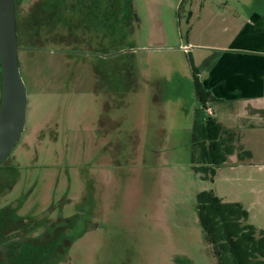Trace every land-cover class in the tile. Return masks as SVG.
<instances>
[{"label": "rangeland", "instance_id": "1", "mask_svg": "<svg viewBox=\"0 0 264 264\" xmlns=\"http://www.w3.org/2000/svg\"><path fill=\"white\" fill-rule=\"evenodd\" d=\"M33 1H25L22 11ZM131 2L139 20L131 14L128 22H112L108 53L68 54L64 42L48 45L62 52L34 49L20 57L29 100L24 133L32 141L42 130L47 133L35 164L54 154L55 168L78 162L81 176L93 181H76L69 196L78 197L81 190L96 194L93 216L79 228L84 233L58 264H215L199 223L197 193L213 189L225 201L242 203L248 221L264 228V170L253 164L264 161V145L261 134L245 135L256 151L252 165L235 166L231 159L217 168L213 181L192 168L199 102L188 53L206 69V61L236 32L235 24L264 13V0ZM95 66L110 71V90ZM232 105L226 104L228 111ZM17 148L13 151L25 164L29 156ZM51 173L52 168L31 171L24 206L34 215L52 196H64L65 181L55 187ZM22 189L17 184L10 199Z\"/></svg>", "mask_w": 264, "mask_h": 264}, {"label": "flooded vegetation", "instance_id": "2", "mask_svg": "<svg viewBox=\"0 0 264 264\" xmlns=\"http://www.w3.org/2000/svg\"><path fill=\"white\" fill-rule=\"evenodd\" d=\"M25 1L29 0H15L20 70L24 55L27 56L34 49L64 51L62 47L56 49V47L48 46L50 44L59 45L65 42L68 50L65 53L68 54H78L79 51L80 54L90 56L97 53H108L107 50L104 52V49H107L105 40L109 36L112 22L125 23L133 17L139 20L137 14L133 12L131 0H34L28 10L22 11V4ZM131 14L134 16L130 17ZM96 31L99 32L98 35ZM85 61L88 63L90 60L86 57ZM94 70L103 85L110 90L109 85H112L108 77L110 71L102 70L98 66H95ZM1 96L0 62V105ZM100 125H103L101 129L105 131L104 123ZM25 133L23 131L14 148L18 147V151L24 150L28 154L29 158L24 160L26 163L19 162V152L14 153L13 149L0 164V262L18 264L19 254L25 253L35 245L52 241L55 259L53 264H58L61 258H67L73 243L84 233L79 229L83 220L87 223L94 213L95 192H91L92 196L84 190L79 192L78 197L69 196V194L76 181L78 183L84 179L88 184V181H93V179L81 176L78 162L67 164L64 170L55 168L57 167L56 154L53 155L54 158L44 161L42 165H36L35 154L37 156L40 152L38 147L46 138L47 133L42 130L33 141ZM103 135H106V132L100 133V137ZM52 137L56 142L57 135ZM47 144L49 146V142ZM36 168L39 172L52 168L54 186L57 187L64 180L66 190L63 191L64 196L61 198L57 199L52 196L45 210L34 215L33 212L26 210L24 205L28 199L26 186L32 182L30 181L31 171ZM20 183L23 184V189L10 199L9 192ZM34 186L35 183L31 188L33 189ZM54 193H58V190ZM69 201H72L70 203L72 207L67 204ZM78 203L83 205L80 210L73 206ZM24 257L31 256L25 253Z\"/></svg>", "mask_w": 264, "mask_h": 264}, {"label": "trees", "instance_id": "3", "mask_svg": "<svg viewBox=\"0 0 264 264\" xmlns=\"http://www.w3.org/2000/svg\"><path fill=\"white\" fill-rule=\"evenodd\" d=\"M263 26L264 23L258 21V29L263 30ZM188 59L199 102L192 128V168L203 179L213 181L218 167L231 159L232 164L252 162L253 153L245 148L238 129L225 126L213 115H206V110L216 97L205 87L192 54L188 53ZM196 206L199 223L211 246L215 264H264V229L248 221L249 212L242 203L225 201L213 189H205L197 193ZM53 245L52 241L35 245L25 251L31 257H24L25 253L19 254L18 264H53Z\"/></svg>", "mask_w": 264, "mask_h": 264}, {"label": "crops", "instance_id": "4", "mask_svg": "<svg viewBox=\"0 0 264 264\" xmlns=\"http://www.w3.org/2000/svg\"><path fill=\"white\" fill-rule=\"evenodd\" d=\"M258 21L264 23V13H254L244 22L235 24L236 32L216 56L206 61L207 68L198 66L205 87L216 97L213 102L219 103L218 109L212 103L209 108H214L215 117L225 125L240 131L253 159L256 151L249 144L252 133L261 134L264 145V29H258ZM193 59L195 62V56ZM227 103L233 104L232 111L227 110ZM247 164L252 165L250 162L234 165ZM253 164L259 165L260 171L264 170V161L255 160Z\"/></svg>", "mask_w": 264, "mask_h": 264}, {"label": "water", "instance_id": "5", "mask_svg": "<svg viewBox=\"0 0 264 264\" xmlns=\"http://www.w3.org/2000/svg\"><path fill=\"white\" fill-rule=\"evenodd\" d=\"M18 52L15 0H0V164L18 143L27 121L28 89Z\"/></svg>", "mask_w": 264, "mask_h": 264}]
</instances>
